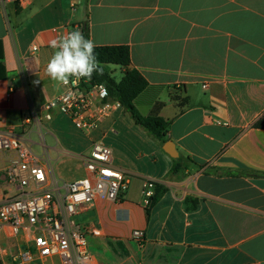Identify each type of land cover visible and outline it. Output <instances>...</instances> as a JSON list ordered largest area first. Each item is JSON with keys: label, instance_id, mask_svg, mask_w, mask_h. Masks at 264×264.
<instances>
[{"label": "crops", "instance_id": "crops-1", "mask_svg": "<svg viewBox=\"0 0 264 264\" xmlns=\"http://www.w3.org/2000/svg\"><path fill=\"white\" fill-rule=\"evenodd\" d=\"M82 26L95 47H130V67L149 83L137 108L148 116L164 104L176 159L194 163L184 175H172L175 158L122 105L90 133L57 111L25 124L65 91L46 74L50 41ZM0 43V130L41 147L40 157L75 161L100 141L127 175L121 202L79 212L96 264H264V0H0ZM114 67L104 66L119 82ZM9 160L0 155V170ZM149 180L168 190L148 218Z\"/></svg>", "mask_w": 264, "mask_h": 264}, {"label": "built area", "instance_id": "built-area-1", "mask_svg": "<svg viewBox=\"0 0 264 264\" xmlns=\"http://www.w3.org/2000/svg\"><path fill=\"white\" fill-rule=\"evenodd\" d=\"M63 86L65 91L44 105L42 115L27 117L26 125L42 126L57 111L90 133L121 106L104 84H93L90 77L75 87ZM1 154L10 155V160L0 170V188H5L0 202V264H96L75 217L98 199L121 202L129 182L126 173L113 165L111 148L94 141L88 154H69L81 161L85 172L72 181L58 179L47 158L35 155L12 129L0 130ZM155 188L154 181L145 182L146 206ZM134 237L142 239L143 232L135 231Z\"/></svg>", "mask_w": 264, "mask_h": 264}, {"label": "trees", "instance_id": "trees-1", "mask_svg": "<svg viewBox=\"0 0 264 264\" xmlns=\"http://www.w3.org/2000/svg\"><path fill=\"white\" fill-rule=\"evenodd\" d=\"M81 32L86 39H90L89 30L87 26H82ZM96 58L100 64L99 71L93 73V84H104L111 97L117 100L124 108L125 113L135 122L137 126L142 128L153 140L163 147L168 139L169 127L171 122L165 120L160 112L164 106L163 103L158 102L153 107L148 116H143L137 108V99L149 87L148 81L136 69L131 66V50L127 45L118 46H101L94 49ZM2 58V45L0 43V59ZM116 65L124 69V77L121 81L115 80L110 73H108L105 65ZM0 70L2 72L0 78L4 75V67L0 63ZM257 128H264V118L256 124ZM194 165L190 158L180 157L174 159L172 167V175H184L185 172ZM168 188L163 184H157L154 190V195L151 198L149 207H147V216H150L151 208L163 197ZM184 204L188 210H195L198 207V200L192 197L185 199Z\"/></svg>", "mask_w": 264, "mask_h": 264}, {"label": "clouds", "instance_id": "clouds-1", "mask_svg": "<svg viewBox=\"0 0 264 264\" xmlns=\"http://www.w3.org/2000/svg\"><path fill=\"white\" fill-rule=\"evenodd\" d=\"M49 46L54 52L47 63L46 74L53 81L75 87L80 79L91 77L100 69L94 42L79 30L52 39ZM68 96H72L70 90Z\"/></svg>", "mask_w": 264, "mask_h": 264}, {"label": "rangeland", "instance_id": "rangeland-1", "mask_svg": "<svg viewBox=\"0 0 264 264\" xmlns=\"http://www.w3.org/2000/svg\"><path fill=\"white\" fill-rule=\"evenodd\" d=\"M114 69H116V72H114L116 79L119 80L123 78V73L120 71L121 67L116 66ZM35 139L37 140L38 138L36 137ZM32 152L37 156H42V149L38 145H32ZM50 155L48 154L45 157L53 167L58 179L63 181H72L85 176L83 166L79 161H75L70 158L68 159L67 157L55 152L51 153ZM79 215L75 217L78 223H80L79 221L81 220Z\"/></svg>", "mask_w": 264, "mask_h": 264}, {"label": "water", "instance_id": "water-1", "mask_svg": "<svg viewBox=\"0 0 264 264\" xmlns=\"http://www.w3.org/2000/svg\"><path fill=\"white\" fill-rule=\"evenodd\" d=\"M90 78H91V79L94 78L93 74L91 75ZM163 149H164V151H165L168 155H170L172 158H175V159H176V158L179 157V153H178V151H177V149H176V146H175V144H174L172 141H168V142H166L165 145L163 146Z\"/></svg>", "mask_w": 264, "mask_h": 264}]
</instances>
